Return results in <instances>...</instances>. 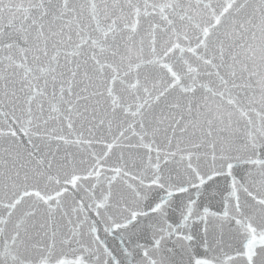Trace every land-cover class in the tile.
Instances as JSON below:
<instances>
[{
  "label": "snow or ice",
  "instance_id": "obj_1",
  "mask_svg": "<svg viewBox=\"0 0 264 264\" xmlns=\"http://www.w3.org/2000/svg\"><path fill=\"white\" fill-rule=\"evenodd\" d=\"M0 264H264V0H0Z\"/></svg>",
  "mask_w": 264,
  "mask_h": 264
}]
</instances>
